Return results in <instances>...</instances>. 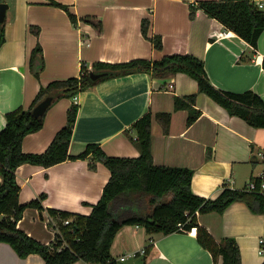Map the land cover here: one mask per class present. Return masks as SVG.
<instances>
[{
	"label": "crops",
	"instance_id": "crops-1",
	"mask_svg": "<svg viewBox=\"0 0 264 264\" xmlns=\"http://www.w3.org/2000/svg\"><path fill=\"white\" fill-rule=\"evenodd\" d=\"M53 1L68 6L77 17V24L72 25L63 10L49 6V0H3L8 8L5 41L0 48V131L5 126L4 114L18 107L28 109L41 86L77 77L82 64L91 70L96 62L119 64L135 59L159 60L172 54L192 55L204 62L215 87L237 93L251 90L264 100V31L253 49L203 11L196 10L194 17H189L190 4L213 0ZM85 17L99 21L100 31L80 21ZM142 20L149 21L148 38H161L160 50L142 36ZM30 27L39 28L38 37ZM37 44L44 62L38 76L30 66ZM188 95L196 96L195 108L200 112L190 126L186 124L188 112L175 110L173 102L174 96ZM62 101L64 117L55 121L48 108L42 129L23 139L24 153L40 154L47 149L65 125L66 111L74 102L79 109L68 150L70 156H78L87 145L96 144L111 157H138L131 125L150 112L154 165L192 170L191 190L195 195L213 200L224 186L247 190L249 182L263 172L264 129L230 116L199 93L195 80L184 73L165 79L147 73L113 78L74 99ZM159 113L171 116L167 132L155 118ZM91 163L88 158L65 161L48 169L20 166L15 173L20 187L19 202L25 204L41 194L46 198L43 210L26 209L17 227L49 245L54 241V230L48 209L88 216L110 176L101 163L94 168ZM255 203L256 198L249 195L248 203L234 202L222 213L197 214L199 226L216 242L223 238L235 241L241 264L264 261L259 251V240L264 239V212L254 211L251 206ZM192 229V234L185 231L164 236L149 234L143 227L127 226L115 236L110 253L119 264H221L220 258L215 263L210 253L198 245L196 228ZM179 234L192 240L185 256L174 240ZM149 240L154 244H149ZM141 249H145L144 254L139 252ZM0 264L44 261L37 254L21 259L10 246L0 243Z\"/></svg>",
	"mask_w": 264,
	"mask_h": 264
},
{
	"label": "trees",
	"instance_id": "trees-1",
	"mask_svg": "<svg viewBox=\"0 0 264 264\" xmlns=\"http://www.w3.org/2000/svg\"><path fill=\"white\" fill-rule=\"evenodd\" d=\"M257 0H213L201 1L189 5V17L193 18L196 10H201L209 18L219 22L225 30L236 34L253 49L264 31V12L256 6ZM3 3V0H0ZM49 6L65 12L72 25L77 24V17L69 7L49 0ZM83 23L92 25L100 31V22L95 18H81ZM5 22L0 23V48L5 41ZM148 20L141 22V34L157 50L162 48L159 36L147 37ZM36 37L39 28L30 27ZM30 66L36 76L44 68L42 50L39 44L31 53ZM264 69V61H263ZM105 76L92 81L90 74ZM136 73H147L156 79H165L177 73H184L197 83L199 93L205 94L223 108L230 116L238 117L249 126L264 129V100L249 90L241 93L226 91L215 87L210 81L204 62L192 55L172 54L159 60L135 59L119 64L96 62L92 69L82 64L77 77L54 80L40 87L28 109L18 107L4 114L5 126L0 131V243L10 246L17 256L25 259L31 254L39 255L44 264H74L82 261L87 264H119L111 256L110 249L117 233L127 226L143 227L149 234L164 236L196 228L198 245L208 251L215 263L241 264L240 253L235 241L223 238L216 242L207 230L199 226L196 212L222 213L234 202L248 203V196L253 195L257 203L251 206L257 213L264 212V195L255 191H238L224 186L215 199H205L191 190L193 171L184 168L156 166L151 152V122L149 112L131 125L136 135L132 143L139 150L135 158L111 157L100 146L89 144L78 156L68 153L73 128L79 106L71 103L66 111V123L55 134L47 149L40 154L24 153L21 149L23 139L40 131L45 114L37 119L32 115L33 108L43 99L50 97L51 105L61 99H74L79 93L94 88L98 83ZM195 95L173 97L175 110L188 112L186 124L190 126L200 116L195 108ZM155 118L167 132L170 114L159 113ZM90 158L91 168L101 163L109 171V179L104 185L99 200L91 206L88 216L66 211L48 209L53 220L54 241L43 244L28 236L17 227L26 209L43 210L38 198L25 204L19 202L20 187L16 179V170L23 165H32L44 169L51 168L65 161L85 160ZM258 186L259 180L254 179ZM68 221V224H64ZM264 264V261L261 263Z\"/></svg>",
	"mask_w": 264,
	"mask_h": 264
},
{
	"label": "built area",
	"instance_id": "built-area-1",
	"mask_svg": "<svg viewBox=\"0 0 264 264\" xmlns=\"http://www.w3.org/2000/svg\"><path fill=\"white\" fill-rule=\"evenodd\" d=\"M256 6L258 7V9L262 12H264V1L261 0H257L256 1ZM258 180H259V184L258 186L256 185V181L252 180L249 182V184L247 185V190L248 191H255L258 190V192L264 194V163H263V172H261L258 176ZM198 212H196V216H197ZM64 224H68V221H65ZM178 229L181 232H185V230L183 229V226L181 224L178 225ZM190 234L194 233V230L191 229ZM149 244H154L152 240H149ZM259 244H260V253L261 255H264V239L259 240ZM140 253L144 254L145 253V249H141L139 251ZM135 254H132L131 256H134ZM121 260L123 261L124 258H121Z\"/></svg>",
	"mask_w": 264,
	"mask_h": 264
},
{
	"label": "rangeland",
	"instance_id": "rangeland-1",
	"mask_svg": "<svg viewBox=\"0 0 264 264\" xmlns=\"http://www.w3.org/2000/svg\"><path fill=\"white\" fill-rule=\"evenodd\" d=\"M62 100L63 99H61V100L53 103L51 105V107H49V110H51V113H54L53 116H55V118H54L55 121H59L60 120V117H62V116L64 117V106H63V104H65L64 103L65 101H62ZM65 123H66V114H65ZM174 240H175L176 243H179L178 245H181L180 249H181V253H183L182 256L187 255L188 254V251L187 250H188V247L190 246L192 240L190 238H188V236L185 235V234L176 235L174 237ZM186 246H187V249L185 248Z\"/></svg>",
	"mask_w": 264,
	"mask_h": 264
},
{
	"label": "water",
	"instance_id": "water-1",
	"mask_svg": "<svg viewBox=\"0 0 264 264\" xmlns=\"http://www.w3.org/2000/svg\"><path fill=\"white\" fill-rule=\"evenodd\" d=\"M8 6L4 3H0V23H3L5 21V14ZM105 74H90V79L92 81H96L102 77H104ZM51 104V98L47 97L43 99L41 102H39L32 110V115L34 118L40 119L44 116L46 113L47 109L49 108Z\"/></svg>",
	"mask_w": 264,
	"mask_h": 264
}]
</instances>
